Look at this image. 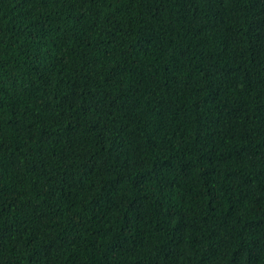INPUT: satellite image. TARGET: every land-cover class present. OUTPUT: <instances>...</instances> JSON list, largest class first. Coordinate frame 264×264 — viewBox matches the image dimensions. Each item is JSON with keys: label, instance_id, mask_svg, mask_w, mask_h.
Returning <instances> with one entry per match:
<instances>
[{"label": "trees", "instance_id": "16d2710c", "mask_svg": "<svg viewBox=\"0 0 264 264\" xmlns=\"http://www.w3.org/2000/svg\"><path fill=\"white\" fill-rule=\"evenodd\" d=\"M0 264H264V0H0Z\"/></svg>", "mask_w": 264, "mask_h": 264}]
</instances>
